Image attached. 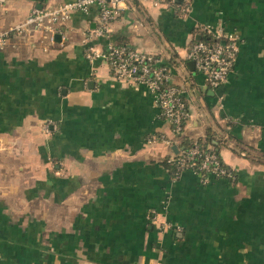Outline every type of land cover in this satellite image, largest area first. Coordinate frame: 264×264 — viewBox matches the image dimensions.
Returning a JSON list of instances; mask_svg holds the SVG:
<instances>
[{"label": "crops", "instance_id": "1", "mask_svg": "<svg viewBox=\"0 0 264 264\" xmlns=\"http://www.w3.org/2000/svg\"><path fill=\"white\" fill-rule=\"evenodd\" d=\"M62 1L4 0L0 26ZM177 3L124 0L103 36L93 5L63 45L29 27L0 49V264H264V0ZM205 23L237 36L216 88L185 57ZM107 41L160 57L188 106L182 136L208 138L235 179L171 176L181 135L144 86L86 58Z\"/></svg>", "mask_w": 264, "mask_h": 264}, {"label": "built area", "instance_id": "2", "mask_svg": "<svg viewBox=\"0 0 264 264\" xmlns=\"http://www.w3.org/2000/svg\"><path fill=\"white\" fill-rule=\"evenodd\" d=\"M124 0H65L48 6H34L19 22L0 26V49L4 48L12 36H19L29 27L40 30L48 45H63L66 38L64 23L74 11H88L96 5L99 11L98 23L92 29L95 35L103 36L111 33V22L119 15ZM4 0H0V7ZM59 36V39H57ZM85 40V38H83ZM85 56L88 59L103 57L110 67L111 73L119 79H126L145 87L152 95L160 114L172 125L176 136L183 130L184 119L188 116V106L181 90L171 82L169 68L152 53L115 41H107L102 48L93 44L85 45ZM237 36L222 25H201L200 37L192 41L186 49L185 57L194 63L195 69L201 73L205 82L212 88L222 85L233 67L237 53ZM55 124L47 120L42 127L49 132ZM170 145L173 138L161 137ZM172 155H177L175 163L183 170L198 173L202 181L209 176L233 177V170L225 167L217 152L204 150L198 143L188 148L177 147ZM172 158V156L170 157ZM204 173V176H201Z\"/></svg>", "mask_w": 264, "mask_h": 264}, {"label": "trees", "instance_id": "3", "mask_svg": "<svg viewBox=\"0 0 264 264\" xmlns=\"http://www.w3.org/2000/svg\"><path fill=\"white\" fill-rule=\"evenodd\" d=\"M190 3V0H181L180 2L177 3V5L181 6L182 8H187L188 5ZM165 66L166 64L163 63ZM172 126V125H171ZM182 133V132H181ZM178 134L176 135L175 137H179L180 135V146L179 147H183V148H188L190 147L192 144L194 143H198L200 145V147L204 150H214L217 152L222 164L227 167V168H230L228 165H226L223 160L221 159L220 155H219V151L218 149H216L215 147H207L206 146V142H207V139H204L203 141H201V139H188L187 137L185 138L184 136H182V134ZM161 136V135H160ZM162 137V136H161ZM160 137V138H161ZM172 156V158H170ZM171 156H167V157H164L161 162L162 164L168 168V170L170 171V174L172 177H177V175H179L182 171H184L183 169L179 168L177 166V164L175 163V158L177 155H171ZM231 169V168H230ZM233 170V169H232ZM201 176H204V173H202ZM236 177V173L235 171L233 170V177L230 178V179H235Z\"/></svg>", "mask_w": 264, "mask_h": 264}, {"label": "water", "instance_id": "4", "mask_svg": "<svg viewBox=\"0 0 264 264\" xmlns=\"http://www.w3.org/2000/svg\"><path fill=\"white\" fill-rule=\"evenodd\" d=\"M174 1H176V2H180L181 0H174ZM199 37H200V35H198L197 39H198ZM187 63H188L191 67L193 66V61H192V60H189ZM171 149L173 150L174 153H176L177 150H178V148H177V146H176L175 144H172V145H171Z\"/></svg>", "mask_w": 264, "mask_h": 264}, {"label": "rangeland", "instance_id": "5", "mask_svg": "<svg viewBox=\"0 0 264 264\" xmlns=\"http://www.w3.org/2000/svg\"><path fill=\"white\" fill-rule=\"evenodd\" d=\"M47 120H50V119H44V121L41 122V129H42V132H44V133H49V132L45 131L42 127L43 123H45Z\"/></svg>", "mask_w": 264, "mask_h": 264}]
</instances>
